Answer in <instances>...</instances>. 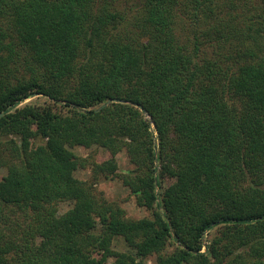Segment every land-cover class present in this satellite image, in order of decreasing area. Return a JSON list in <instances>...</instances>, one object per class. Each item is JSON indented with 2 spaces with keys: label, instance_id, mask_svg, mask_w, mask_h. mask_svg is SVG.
Returning <instances> with one entry per match:
<instances>
[{
  "label": "trees",
  "instance_id": "1",
  "mask_svg": "<svg viewBox=\"0 0 264 264\" xmlns=\"http://www.w3.org/2000/svg\"><path fill=\"white\" fill-rule=\"evenodd\" d=\"M0 170V264H264V0H0Z\"/></svg>",
  "mask_w": 264,
  "mask_h": 264
},
{
  "label": "rangeland",
  "instance_id": "2",
  "mask_svg": "<svg viewBox=\"0 0 264 264\" xmlns=\"http://www.w3.org/2000/svg\"><path fill=\"white\" fill-rule=\"evenodd\" d=\"M189 35L193 36L192 33H189ZM32 100H34V98L29 100L28 102H31ZM75 153L81 157H88L90 155L99 162L105 161L108 158L107 155H104L103 152L98 149L85 150L81 148L76 149ZM118 161L121 172H126L132 169L131 163L129 162V158L125 152H122L118 155ZM5 175L6 172L0 170V178H3ZM90 175V171H80L77 173V177L82 180L89 179ZM98 187L99 190L102 191L109 200L121 202V206L126 210L127 216L129 218L140 219L147 216V211L137 206L135 199L132 198L130 195V191L126 189L119 180L104 181ZM71 207V203H63L61 205V210L62 212H66ZM114 247L117 251L120 252L130 251L125 245V243L122 241H115ZM153 260L150 261V264H153Z\"/></svg>",
  "mask_w": 264,
  "mask_h": 264
},
{
  "label": "water",
  "instance_id": "3",
  "mask_svg": "<svg viewBox=\"0 0 264 264\" xmlns=\"http://www.w3.org/2000/svg\"><path fill=\"white\" fill-rule=\"evenodd\" d=\"M114 101H115V102H120V101H118V100H114ZM143 112H145V110H144V109H143ZM2 115H3V114H2ZM2 115H1V116H2Z\"/></svg>",
  "mask_w": 264,
  "mask_h": 264
}]
</instances>
